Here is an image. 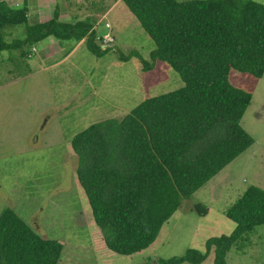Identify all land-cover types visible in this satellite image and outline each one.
Listing matches in <instances>:
<instances>
[{"label": "trees", "instance_id": "trees-1", "mask_svg": "<svg viewBox=\"0 0 264 264\" xmlns=\"http://www.w3.org/2000/svg\"><path fill=\"white\" fill-rule=\"evenodd\" d=\"M8 1L0 0V51L19 50L24 57V46L48 37L84 40L96 56L113 48L101 50L102 36L97 40L90 20L59 22L55 14L47 22L29 24L26 5L11 7ZM122 2L154 43L151 60L167 63L182 82L144 99L120 120L90 125L70 142L77 181L105 247L131 256L148 249L181 202L254 143L241 126L252 92L232 85L229 75L249 74L256 81L264 77V4ZM17 26L24 27L25 36L5 41L6 29ZM129 56L140 58L136 51ZM142 63L145 70L151 65ZM225 215L235 224L229 235L209 239L204 253L189 249L162 264H201L212 249L213 264H225L231 246L264 225V191L249 186ZM63 249V243L42 238L12 209L0 213V264H58Z\"/></svg>", "mask_w": 264, "mask_h": 264}, {"label": "rangeland", "instance_id": "rangeland-1", "mask_svg": "<svg viewBox=\"0 0 264 264\" xmlns=\"http://www.w3.org/2000/svg\"><path fill=\"white\" fill-rule=\"evenodd\" d=\"M99 1L107 6L111 0L78 3L97 9ZM107 19L113 48L99 56L86 41L72 52L78 41L53 38L62 49L48 56L44 40L24 46V57L19 50L0 51V213L10 208L42 238L63 243L58 264H162L189 249L204 253L209 239L234 230L225 213L243 192L249 186L264 191V77L256 81L249 74L229 75L232 85L252 92L241 126L254 143L183 200L148 249L117 255L105 247L93 221L70 142L90 125L120 120L144 99L182 82L167 63L151 60L155 45L130 12ZM106 23L97 26V40L108 32ZM6 32L7 42L25 36L23 26ZM133 51L141 59L129 56ZM142 60L151 63L147 70ZM197 206L207 211L200 214ZM213 259L212 249L201 264H213ZM225 264H264V225L244 233L225 254Z\"/></svg>", "mask_w": 264, "mask_h": 264}, {"label": "crops", "instance_id": "crops-1", "mask_svg": "<svg viewBox=\"0 0 264 264\" xmlns=\"http://www.w3.org/2000/svg\"><path fill=\"white\" fill-rule=\"evenodd\" d=\"M79 1L80 0H9L8 3H16L18 5L25 4L27 7L29 24L47 22L57 14L59 22L75 23L82 20H90L93 25V30L96 33L97 26L109 21L107 15H110V18H112V16L125 18L129 14V10L122 0H117L115 2L111 0L108 2L107 6L99 1L97 3L102 6L97 9H87L85 5L79 4ZM51 38L53 37H48L43 41L45 43V45L43 44L45 56L50 55L51 52L58 53L62 49L54 41L51 42ZM82 42H84V40L77 42L72 52L77 51Z\"/></svg>", "mask_w": 264, "mask_h": 264}, {"label": "built area", "instance_id": "built-area-1", "mask_svg": "<svg viewBox=\"0 0 264 264\" xmlns=\"http://www.w3.org/2000/svg\"><path fill=\"white\" fill-rule=\"evenodd\" d=\"M18 5L16 4V7ZM106 29L108 30L107 33H105L101 38V42L100 43V48L102 51H105L106 49L110 48L112 46L113 43V38H112V33H111V26L110 24L106 23L105 25ZM31 52L35 53L36 49L34 47L31 48ZM30 56V55H29Z\"/></svg>", "mask_w": 264, "mask_h": 264}]
</instances>
